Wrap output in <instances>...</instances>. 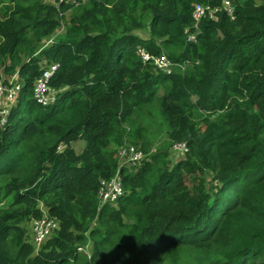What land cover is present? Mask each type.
I'll use <instances>...</instances> for the list:
<instances>
[{"label": "trees", "instance_id": "trees-1", "mask_svg": "<svg viewBox=\"0 0 264 264\" xmlns=\"http://www.w3.org/2000/svg\"><path fill=\"white\" fill-rule=\"evenodd\" d=\"M208 1L89 0L63 24L66 2L0 0V70L24 82L0 129V264H264V0H232L235 18L202 20L190 42ZM139 46L186 67L156 72ZM45 59L60 62L48 106L33 98ZM127 142L151 152L101 204ZM41 206L60 228L36 252Z\"/></svg>", "mask_w": 264, "mask_h": 264}, {"label": "built area", "instance_id": "built-area-1", "mask_svg": "<svg viewBox=\"0 0 264 264\" xmlns=\"http://www.w3.org/2000/svg\"><path fill=\"white\" fill-rule=\"evenodd\" d=\"M54 1V0H53ZM89 0H55L56 4L66 2L72 6H78ZM224 11L230 17L235 18V5L232 0H221L220 3L212 1L196 3L193 12L194 30L187 27L185 32L187 40L198 42L199 35L202 32L201 22L204 19H213L219 12ZM137 54L144 64H151L156 72L172 74L177 68L185 69V64L173 61L166 53L153 54L147 48L139 46ZM60 67L59 61H49L45 59L42 62V72L35 79L33 85V98L43 106L54 104L58 99L59 89L51 85V80ZM24 82L19 70L12 74L0 70V129H4L11 120V112L14 106L18 104L23 90ZM175 153L185 154L189 150L186 141H174L171 147ZM151 152V151H150ZM145 152L137 145L127 142L118 148L119 167L118 171L110 178H101L98 190V198L101 204L109 203L116 205L120 198L126 194L123 176L120 173L121 167L128 169L138 168L150 154ZM43 215L41 217H32L30 221V234L35 247V251L41 248L46 240L60 228V220L56 215L49 213L42 207ZM79 252H85L89 257L92 254L88 244L78 246Z\"/></svg>", "mask_w": 264, "mask_h": 264}, {"label": "rangeland", "instance_id": "rangeland-1", "mask_svg": "<svg viewBox=\"0 0 264 264\" xmlns=\"http://www.w3.org/2000/svg\"><path fill=\"white\" fill-rule=\"evenodd\" d=\"M58 5V4H57ZM75 7H77V6H72L71 5V7H70V9L69 10H67V11H65L63 14H62V23L64 24L66 21H67V19H68V17L70 16V14H72V12H73V10L75 9ZM63 31H65V28H64V26H61L58 30H57V32H56V34H59V33H62ZM137 33L140 35V36H142V37H148L149 36V32L148 31H137ZM49 41H51L50 39H48ZM49 43V42H48ZM47 43V44H48ZM165 135L163 134V135H161V136H159L158 138H157V140L159 141L158 143H157V145H159L160 143H163L162 141H164V139H165ZM84 144H85V142L83 141V140H79V141H76L75 143H74V148L76 149V150H81L83 147H84ZM59 148L60 149H63L64 148V145H60L59 146ZM156 148V145H154V147H153V149H155ZM183 155L184 154H182V153H175V152H173L172 151V149H170V157H171V159H172V161H177V160H179V159H181L182 157H183ZM136 168L134 167V168H132L131 170H135ZM208 186H209V190L210 189H214V181H213V179H212V177H210L209 178V184H208ZM211 191V190H210ZM88 244V246H89V248H90V250L92 251L93 250V247H94V241L92 240V239H88V241H87V243H85L84 245H87ZM44 246V245H43ZM42 246V247H43ZM37 252V251H36ZM81 253H85V252H81ZM86 254V253H85Z\"/></svg>", "mask_w": 264, "mask_h": 264}, {"label": "clouds", "instance_id": "clouds-1", "mask_svg": "<svg viewBox=\"0 0 264 264\" xmlns=\"http://www.w3.org/2000/svg\"><path fill=\"white\" fill-rule=\"evenodd\" d=\"M212 1V0H211ZM221 2V1H220ZM233 2V1H232ZM162 73V72H161ZM165 74V73H164ZM169 75V74H168Z\"/></svg>", "mask_w": 264, "mask_h": 264}, {"label": "crops", "instance_id": "crops-1", "mask_svg": "<svg viewBox=\"0 0 264 264\" xmlns=\"http://www.w3.org/2000/svg\"><path fill=\"white\" fill-rule=\"evenodd\" d=\"M41 207H43V206H41Z\"/></svg>", "mask_w": 264, "mask_h": 264}]
</instances>
